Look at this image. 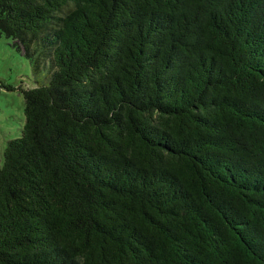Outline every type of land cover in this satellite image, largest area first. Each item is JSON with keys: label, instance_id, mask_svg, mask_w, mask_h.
Instances as JSON below:
<instances>
[{"label": "trees", "instance_id": "1", "mask_svg": "<svg viewBox=\"0 0 264 264\" xmlns=\"http://www.w3.org/2000/svg\"><path fill=\"white\" fill-rule=\"evenodd\" d=\"M24 91L0 264H264V0H0Z\"/></svg>", "mask_w": 264, "mask_h": 264}, {"label": "rangeland", "instance_id": "2", "mask_svg": "<svg viewBox=\"0 0 264 264\" xmlns=\"http://www.w3.org/2000/svg\"><path fill=\"white\" fill-rule=\"evenodd\" d=\"M45 83V73L36 78L30 62L13 47V41L0 38V168L11 140L21 137L25 124L24 91Z\"/></svg>", "mask_w": 264, "mask_h": 264}]
</instances>
